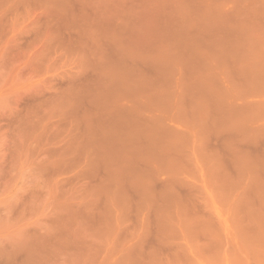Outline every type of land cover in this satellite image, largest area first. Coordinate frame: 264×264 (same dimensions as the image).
Wrapping results in <instances>:
<instances>
[{"label": "rangeland", "instance_id": "374dc122", "mask_svg": "<svg viewBox=\"0 0 264 264\" xmlns=\"http://www.w3.org/2000/svg\"><path fill=\"white\" fill-rule=\"evenodd\" d=\"M0 264H264V0H0Z\"/></svg>", "mask_w": 264, "mask_h": 264}]
</instances>
